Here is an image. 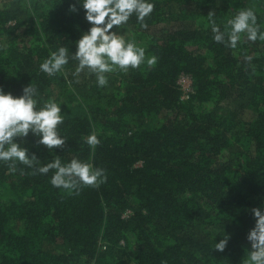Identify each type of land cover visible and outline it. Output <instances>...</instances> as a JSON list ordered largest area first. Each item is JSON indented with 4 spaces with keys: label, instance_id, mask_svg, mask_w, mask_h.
<instances>
[{
    "label": "trees",
    "instance_id": "16d2710c",
    "mask_svg": "<svg viewBox=\"0 0 264 264\" xmlns=\"http://www.w3.org/2000/svg\"><path fill=\"white\" fill-rule=\"evenodd\" d=\"M149 2L155 7L145 17L147 29L133 14L113 30L145 48L146 58L158 57L157 64L108 73L111 81L99 87L87 69L75 82V60L54 76L39 69L61 46L74 53L90 28L77 0H0V86L19 96L35 84L41 103L54 98L64 115V148L37 145L31 133L22 146L41 166L56 156L62 163L77 157L107 176L98 188L69 195L50 183L54 170L33 175L18 163L11 173L0 161V264H242L247 258L251 209L264 210V41L242 34L235 49L217 43L208 13L224 31L238 10L254 6L264 31V0ZM74 3L79 11L69 12ZM161 24L175 26L163 38L147 33ZM181 76L192 80L186 100ZM246 108L251 118L242 116ZM93 131L101 141L94 149L85 142ZM230 148L235 159L224 160ZM201 226L230 230L224 252L215 250L221 239L207 240Z\"/></svg>",
    "mask_w": 264,
    "mask_h": 264
},
{
    "label": "clouds",
    "instance_id": "9594fccd",
    "mask_svg": "<svg viewBox=\"0 0 264 264\" xmlns=\"http://www.w3.org/2000/svg\"><path fill=\"white\" fill-rule=\"evenodd\" d=\"M77 3L82 5L90 28L76 41L74 53L70 54L69 49L64 46L51 52L39 65L41 72L54 76L60 73L71 59L78 62L72 72L76 83L80 82V74L87 69L90 74H95L99 87H106L109 83L106 75L108 73L119 70L126 74L129 69L140 68L145 61L149 68L157 64L158 57L153 55L146 58L145 48L113 30L127 24L133 14L141 27L147 29L145 17L153 12L154 3L149 0H83L82 3L77 0ZM78 11L77 4L69 5V12ZM214 16V12L208 13L215 42L235 49L242 41V34L248 41H264V31L257 22L254 6L238 10L227 21L224 31L216 24ZM42 100L43 97H40L35 84L24 86L19 96H14L10 91L6 92L0 86V161L7 164L11 173L17 171L18 163L31 168L33 175H47L54 170L50 183L55 188L66 190L69 195H79L82 187L98 188L107 181L105 169L95 167L77 157L62 163L60 156L41 166L37 155L30 153L28 147L22 146L21 142L25 141L30 133L37 137V145H43L49 150L62 149L67 143V137L62 136L59 130L64 123L61 104L54 98H48L41 103ZM18 140L20 142H17ZM85 142L93 149L101 143L95 131L87 136ZM20 172L23 174V169H20ZM251 212L255 218V226L249 230L246 237L251 250L242 264H264V210L254 207ZM229 240V235H223V238L215 243V250L224 252Z\"/></svg>",
    "mask_w": 264,
    "mask_h": 264
},
{
    "label": "rangeland",
    "instance_id": "374dc122",
    "mask_svg": "<svg viewBox=\"0 0 264 264\" xmlns=\"http://www.w3.org/2000/svg\"><path fill=\"white\" fill-rule=\"evenodd\" d=\"M186 27H193L194 24L192 23H186L184 24ZM175 25H171V24H161L155 27H151L148 29L147 33L153 37H157V38H163L166 31L171 30ZM112 78H108V81L110 82ZM109 84V83H108ZM180 86L182 92H191L193 90L192 83L191 80L186 78V77H182L180 78ZM192 88V89H191ZM113 89H108V92L112 91ZM226 106H228L230 110L235 109L236 104H234L233 102L229 101V103H225ZM225 109V108H223ZM242 116L247 119V118H251L253 116V112H251V110L249 108L243 109L242 111ZM235 150L234 148H230L228 151L225 152L223 159L227 160L229 158H231V160L235 159L234 156ZM2 193H4V189L1 191ZM200 229L203 231V233L208 237L207 240L209 241H213L215 239H222L223 235H229L231 237V232L229 229H217V228H207L204 226H201Z\"/></svg>",
    "mask_w": 264,
    "mask_h": 264
},
{
    "label": "built area",
    "instance_id": "2783aa9c",
    "mask_svg": "<svg viewBox=\"0 0 264 264\" xmlns=\"http://www.w3.org/2000/svg\"><path fill=\"white\" fill-rule=\"evenodd\" d=\"M182 77H186V78L190 79L188 76H181V78H182ZM190 80H191V79H190ZM191 83H192V80H191ZM179 84H180V80H179ZM191 87H193V86H191ZM191 89H192V88H191ZM182 90H183V89H182ZM192 92H193V90H192L191 92H184V91H183V99L186 100Z\"/></svg>",
    "mask_w": 264,
    "mask_h": 264
}]
</instances>
